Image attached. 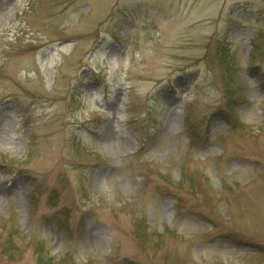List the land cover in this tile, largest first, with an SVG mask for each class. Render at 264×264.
<instances>
[{"label": "rangeland", "instance_id": "rangeland-1", "mask_svg": "<svg viewBox=\"0 0 264 264\" xmlns=\"http://www.w3.org/2000/svg\"><path fill=\"white\" fill-rule=\"evenodd\" d=\"M38 258L264 264V0H0V264Z\"/></svg>", "mask_w": 264, "mask_h": 264}, {"label": "trees", "instance_id": "trees-1", "mask_svg": "<svg viewBox=\"0 0 264 264\" xmlns=\"http://www.w3.org/2000/svg\"><path fill=\"white\" fill-rule=\"evenodd\" d=\"M227 86V85H226ZM231 86V85H230ZM228 87V86H227ZM231 88L228 87V93ZM227 93V92H226ZM192 127H190V125L187 126V130H188V136L190 139V142L197 144L199 141V137H198V133L196 131H194L193 129H191ZM233 131H237V129L235 127L232 128ZM65 216V215H64ZM63 216V217H64ZM59 226L64 227L65 225L59 223ZM134 231H133V235L134 237L138 240V241H142L144 242V238L145 236H149L148 232H147V228L144 225V220L140 219L136 222L135 226H134ZM145 243V242H144ZM37 254H39V251H36ZM38 264H44L41 258H38ZM86 264H93L92 262H87Z\"/></svg>", "mask_w": 264, "mask_h": 264}]
</instances>
